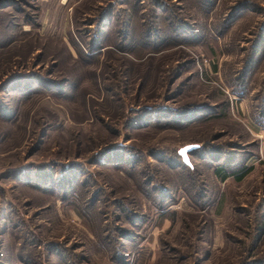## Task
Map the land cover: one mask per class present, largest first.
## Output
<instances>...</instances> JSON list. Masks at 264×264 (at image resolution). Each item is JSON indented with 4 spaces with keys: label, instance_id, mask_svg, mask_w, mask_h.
<instances>
[{
    "label": "rangeland",
    "instance_id": "obj_1",
    "mask_svg": "<svg viewBox=\"0 0 264 264\" xmlns=\"http://www.w3.org/2000/svg\"><path fill=\"white\" fill-rule=\"evenodd\" d=\"M0 264H264V0H0Z\"/></svg>",
    "mask_w": 264,
    "mask_h": 264
},
{
    "label": "trees",
    "instance_id": "obj_2",
    "mask_svg": "<svg viewBox=\"0 0 264 264\" xmlns=\"http://www.w3.org/2000/svg\"><path fill=\"white\" fill-rule=\"evenodd\" d=\"M251 169V165H243L240 164L236 169L227 170L223 168L222 165H217L214 167L213 172L215 175H218L221 180H224L226 176L230 175L234 179L239 180L241 179L249 170Z\"/></svg>",
    "mask_w": 264,
    "mask_h": 264
},
{
    "label": "water",
    "instance_id": "obj_3",
    "mask_svg": "<svg viewBox=\"0 0 264 264\" xmlns=\"http://www.w3.org/2000/svg\"><path fill=\"white\" fill-rule=\"evenodd\" d=\"M197 145L195 143H187V144H184L182 146H180L178 149H177V153L181 156V159L184 163H186V152L192 148H195ZM185 150L183 154H181V150Z\"/></svg>",
    "mask_w": 264,
    "mask_h": 264
},
{
    "label": "snow or ice",
    "instance_id": "obj_4",
    "mask_svg": "<svg viewBox=\"0 0 264 264\" xmlns=\"http://www.w3.org/2000/svg\"><path fill=\"white\" fill-rule=\"evenodd\" d=\"M184 151H185V150H183V149H182V150H181V154H183V153H184Z\"/></svg>",
    "mask_w": 264,
    "mask_h": 264
}]
</instances>
